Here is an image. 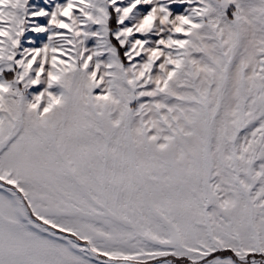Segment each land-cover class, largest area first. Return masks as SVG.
Returning <instances> with one entry per match:
<instances>
[{"label": "snow or ice", "instance_id": "obj_1", "mask_svg": "<svg viewBox=\"0 0 264 264\" xmlns=\"http://www.w3.org/2000/svg\"><path fill=\"white\" fill-rule=\"evenodd\" d=\"M0 264H264V0H0Z\"/></svg>", "mask_w": 264, "mask_h": 264}]
</instances>
